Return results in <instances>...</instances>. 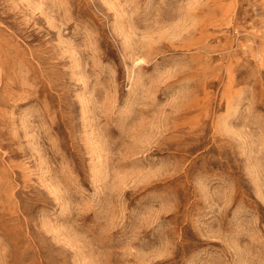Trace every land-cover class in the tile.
Here are the masks:
<instances>
[{"label": "rangeland", "instance_id": "rangeland-1", "mask_svg": "<svg viewBox=\"0 0 264 264\" xmlns=\"http://www.w3.org/2000/svg\"><path fill=\"white\" fill-rule=\"evenodd\" d=\"M0 264H264V0H0Z\"/></svg>", "mask_w": 264, "mask_h": 264}]
</instances>
